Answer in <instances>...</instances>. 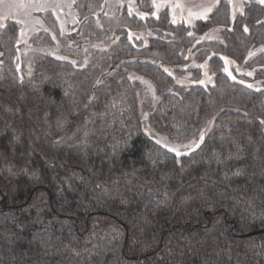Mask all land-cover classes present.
Returning <instances> with one entry per match:
<instances>
[{
	"label": "trees",
	"instance_id": "obj_1",
	"mask_svg": "<svg viewBox=\"0 0 264 264\" xmlns=\"http://www.w3.org/2000/svg\"><path fill=\"white\" fill-rule=\"evenodd\" d=\"M104 3L75 0L69 36L98 47L34 53L31 75L14 61L19 25L0 30V264H264V6L232 17L222 1L188 26L167 9L106 16ZM212 28L219 37L197 39ZM190 56L212 84L175 82L199 78ZM210 120L179 157L148 133L187 144Z\"/></svg>",
	"mask_w": 264,
	"mask_h": 264
},
{
	"label": "rangeland",
	"instance_id": "obj_2",
	"mask_svg": "<svg viewBox=\"0 0 264 264\" xmlns=\"http://www.w3.org/2000/svg\"><path fill=\"white\" fill-rule=\"evenodd\" d=\"M222 1L228 5L232 17H235L238 13L242 12L248 2H258V0H221V2ZM22 3H27V0H0V24L6 25L9 21L16 23L17 21H24L23 24L17 23L19 25L17 38L19 43L16 42L17 55L14 58L20 73L25 74L29 72L31 69L30 59L34 53L48 52L59 57H67V55L62 52V47L68 46L74 50H78L75 54L79 55L81 52L82 54H86V56H88L90 51L89 49L98 47V45L84 41L80 42V44H77L71 40V38H69V36L76 32L79 27V18L75 8V0H48V11L36 12L32 10L30 16L24 15L23 11L16 7V5ZM154 3L160 5V7H154ZM211 3H215V0H105L102 11L107 16L117 14V12L127 9L129 14L131 13V15H136L139 18H141V14H143V18L141 19H145L148 16L156 17L160 11L167 9L169 18L172 21L175 19V23L182 22L188 26H192L197 19H193L191 23L187 22L189 20V9L194 12H198ZM175 4H181L183 7H172ZM10 5L12 7H10ZM69 5H71V7H69ZM261 5L264 6V4ZM147 6H149V8H147ZM153 13H156V15H153ZM21 28L24 29L23 36L20 35ZM44 29H47L48 31H44ZM61 32H63V35L60 36L68 40L66 45L63 43L62 39L58 38V34H61ZM53 36L56 38L53 39ZM129 36L131 38L138 37V39H140L144 38L145 34L141 31H130ZM217 37H219V30H217V28H212L201 35H198L197 39H215ZM46 38H50L53 41V44L48 45L41 43L42 40H46ZM0 53H2L1 50ZM1 57L2 55H0V64ZM75 58L76 57L73 59ZM223 64L224 66L222 67V71L226 72L229 77H235V79H237L239 76L244 75L245 77H239L241 80H243V82H245L247 85H252L253 88H260L261 82L259 79L254 77L255 73L253 70L240 67L234 61L228 58L223 59ZM198 66H200V76L195 80L192 77L191 72H186L183 75L171 72L175 78V82L180 85L191 84L194 81H198L199 83L200 81H203L201 84L205 86L212 84L214 74L209 71L208 63H197L195 60H193V56L188 57L185 66L186 70L188 68L193 69ZM247 73H251V75H247ZM210 121H212V128L214 125L213 120ZM207 127L208 124L202 129V131H205ZM148 133H152L156 140L161 141L162 145L167 144L169 148L176 147L182 153L188 152L189 149L188 147L181 146L188 145L189 147L194 148L196 142H198L200 139L199 136L197 141L194 140L187 144H181L180 142L171 141L167 137L157 134L150 129L148 130ZM207 133L208 131H205V135Z\"/></svg>",
	"mask_w": 264,
	"mask_h": 264
},
{
	"label": "snow or ice",
	"instance_id": "obj_3",
	"mask_svg": "<svg viewBox=\"0 0 264 264\" xmlns=\"http://www.w3.org/2000/svg\"><path fill=\"white\" fill-rule=\"evenodd\" d=\"M258 2L261 3V4H264V0H258ZM219 3H221V0H215V3H211L210 5H208L207 7H204L202 10H200L198 12H194L191 9H189V11H188L189 20L187 22L188 23H191L193 19L208 21L210 19V14H212L214 12V10L217 8V6L219 5ZM10 7H12V6L10 5ZM16 7L19 10H22L23 11V14L26 15V16H30L32 10H34L36 12H46V11L49 10L48 0H27V3H22V4H19V5H16ZM69 7H71V5H69ZM154 7L159 8L160 5H157V4L154 3ZM172 7H174V8H182L183 5H181V4H175ZM153 15H156V13H153ZM141 18H143V14H141ZM87 19H88V17H85V20H87ZM74 22H76V21H74ZM172 22L175 23V19H173ZM17 23L23 24L24 21H17ZM6 27L7 26L5 24H0V29H5ZM244 30L245 31H248L247 27H245ZM44 31H48V30L47 29H44ZM20 35L21 36L24 35V29L23 28L20 29ZM61 35H63V32H61ZM188 35L189 36H192L193 33L189 32ZM52 38L55 39L56 37L53 36ZM17 43H19V41H17ZM197 43H199V41H197ZM189 51H191V49ZM259 51H264V48H261ZM0 55H2V53H0ZM249 55L252 56V55H254V53H249ZM57 59H67V57H57ZM222 59H224V58L222 57ZM71 63L73 65H75L77 62L76 61H71ZM87 63H88V61L85 60L84 64L81 65V67L86 66ZM198 67H200V66H198ZM225 70H227V69H225ZM165 71H168V70L165 69ZM29 75H31L30 72H29ZM109 75H111V73H109ZM247 75H251V73H247ZM129 78L130 79H140L139 77H132V76H130ZM234 78L235 77H233V79ZM142 82L145 83V84H147L146 81H142ZM102 83H103V81L100 78H97L95 84L93 85V87L95 88V87L101 85ZM200 83H203V81H200ZM248 86L249 87H252V85H248ZM148 89L151 90V86L150 85H148ZM65 95H67V92H65ZM95 99H96L95 96L89 97V101L90 102L92 100H95ZM213 119H215V117ZM261 123H264V121H262ZM211 124H212V121H209L208 122V127L205 129V131H210L211 130ZM205 131H202L201 132L200 139L195 144V147L196 148L200 147V144L204 141V139H205ZM156 143L157 144H160L161 141L160 140H157ZM163 146L165 148H168V150L170 152L175 153V155L177 157L182 156V155H187V153L180 152L176 147L169 148L167 144H165ZM181 147H188L189 152L194 151V148H191L188 145H183Z\"/></svg>",
	"mask_w": 264,
	"mask_h": 264
}]
</instances>
